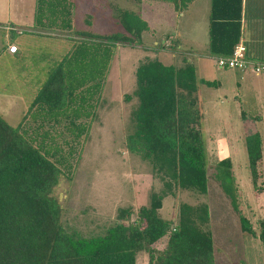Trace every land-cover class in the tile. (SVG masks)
Here are the masks:
<instances>
[{"label": "rangeland", "instance_id": "obj_1", "mask_svg": "<svg viewBox=\"0 0 264 264\" xmlns=\"http://www.w3.org/2000/svg\"><path fill=\"white\" fill-rule=\"evenodd\" d=\"M152 2L37 0V20L44 22H38V25L51 31L49 35L25 32L27 41L23 47L26 58L23 64H16L1 51L7 40L5 32L12 31L5 30V24L15 26L20 23L16 19L8 23L12 16L20 18V15H31L36 0H7L6 9L2 5L0 10V94L15 95L24 89V97L23 94L21 96L24 102H28L34 89L28 80L30 72H38L43 66L51 65L54 58L69 51L70 45L73 58L68 62L67 69L71 75H77L76 79L91 78L94 83L96 75L103 73L106 78L103 93L97 85L92 87H96L91 97V105L94 107L91 108L88 102L78 105V110L73 111V114L81 116L78 122L76 115L72 118L76 125L66 127L63 131L60 129L64 127H51L52 130L62 132L59 136L53 134L57 141H68L63 146L67 152L66 167L61 166L63 174L52 195L62 208L65 227L76 229L85 236L102 234L113 223L119 207L148 206L151 195L159 194L163 189L150 163L130 152L125 144L126 135L134 131L131 112L138 102L135 96L125 99V95H132L135 90V70L144 58H157L165 64L175 65L185 60L195 65L200 58L193 53L196 49L192 46L188 45L189 51H184L188 55L172 53L169 47L177 49L180 45L178 31H184L186 40L191 41L193 28H203L204 13L203 9L197 11L198 2L189 5L183 13L174 10L171 3L160 0ZM119 9L134 11L150 24L152 30L142 35L144 46H121L107 38L91 40L89 35L87 38L76 36L87 32L96 38L124 32L117 20ZM246 19L250 21L249 24H253L259 16L248 10ZM67 24L71 27L64 26ZM23 27L27 28L25 25ZM64 33L71 37H64ZM19 40L17 42L21 43ZM165 44L168 48L154 49L157 45ZM76 45L81 46L73 52ZM216 56L204 57L205 73L199 72L197 75L202 113L201 132L208 174L207 192L194 194L178 191L175 196H166L159 216L175 218L176 207L181 201L191 204L205 202L209 208L208 229L213 238L215 263L264 264V246L256 237L242 232L231 200L215 179L217 162L230 158L238 186L239 209L256 227L260 218L264 217V192H255L252 188L245 137L254 132H259L262 137L263 158L258 163V169L261 173L259 183L264 185V74L219 68ZM91 71L94 72L89 74ZM202 75L203 79L215 81L216 85L206 86L201 83ZM38 76L42 79L44 73H38ZM0 100L4 99L0 97ZM78 101L79 95L75 98V102ZM90 114L88 119L86 115ZM65 122L69 124L71 121ZM89 128V133L82 135L81 132H87ZM53 147L59 148L58 145ZM137 264H147L145 253H139Z\"/></svg>", "mask_w": 264, "mask_h": 264}, {"label": "trees", "instance_id": "obj_2", "mask_svg": "<svg viewBox=\"0 0 264 264\" xmlns=\"http://www.w3.org/2000/svg\"><path fill=\"white\" fill-rule=\"evenodd\" d=\"M160 1L171 3L178 12L193 2ZM37 7L36 0L34 22L39 26L38 22L43 21L37 20ZM242 12L243 0H211V54L232 53L241 37ZM117 20L124 30L122 33L95 38L85 32L76 36L87 38L89 35L91 40L107 38L121 46H144L142 35L151 29L140 14L119 9ZM164 46L157 45L154 49L168 48L167 44ZM169 50L174 53L176 49L169 47ZM72 58L73 53L50 69L26 112L28 115L35 108L45 117L42 120L45 123L39 127L43 131L41 140L36 141L22 125L12 126L0 115V264H137L141 252L147 255V264H216L213 238L208 229L209 208L205 202L181 201L175 218L159 216L164 197L175 196L178 191L207 192L197 74L195 65L185 60L175 65L157 58H144L135 70V90L132 95H125V99L135 96L138 101L131 112L134 131L126 135L125 144L130 152L150 163L154 176L162 182L161 193H153L148 206L119 207L113 223L102 234L85 236L65 227L62 208L52 192L63 174L61 166H65L67 156L63 146L68 141H57L53 134L59 136L62 132L51 127L58 125L64 127L60 129L63 131L76 125L72 120L76 115L78 122L80 115L73 111L78 109L69 108L88 102L93 108L91 97L96 87H92L97 85L101 92L106 82L103 73L96 75V83L79 75L78 82L66 83L65 87V74L70 73L67 64ZM90 80L86 87L85 83ZM200 82L216 85L215 81L206 79ZM78 95L80 101L75 102ZM63 116H70L67 121L71 122L63 124ZM89 116L86 117L89 119ZM89 130L82 131V135H87ZM53 145L59 148L54 149ZM245 145L252 188L262 193L264 185L259 183L258 169L263 158L260 133L246 135ZM215 179L231 200L242 232L256 237L264 246V217L254 227L239 209L238 186L230 158L217 162Z\"/></svg>", "mask_w": 264, "mask_h": 264}, {"label": "crops", "instance_id": "obj_3", "mask_svg": "<svg viewBox=\"0 0 264 264\" xmlns=\"http://www.w3.org/2000/svg\"><path fill=\"white\" fill-rule=\"evenodd\" d=\"M4 1L5 2L0 1V10L2 9V5L6 9L7 0H4ZM197 2L199 5L197 7V11L199 10L202 11L203 9V13H204V17L202 19L203 28H198L197 26L193 28V33H191V37H192L191 41L186 40L184 31H178L177 37L180 38V40H178V43L180 45L175 50V53L185 55L186 53H184V51H189L187 49L188 45L192 46L193 49H196V52H193V53L196 56L198 55V58H200V59H197V62L195 63L196 74L198 75L199 72L205 73V62L203 61V59H205L204 57H208L213 54H211L209 51V21H210V11H211V0H193V2L190 5H195L197 4ZM33 7H34L33 13L35 14V4L33 5ZM248 10L251 14L255 16L257 15L259 16V19L254 20L253 24L252 23L249 24L250 21L248 22L246 19ZM33 13L31 15L29 14L27 17L20 15L21 16L20 18H14L12 16L11 20L8 23H12L13 21H15V19L16 21L20 22V23H16L15 26H12L14 24H5V30H8V27H14V28L21 30L20 33L17 32L16 30H13L11 32H5L4 36L7 40L1 49V51L4 54H6V56L10 58V60L14 61L16 64H23L26 58V50L23 47V43L24 42L26 43L27 41V38L24 37L25 32L30 31V33L32 32L36 34L38 33L39 35H49V32L51 31V30H47L42 27L36 26L34 22ZM5 14H6V11H5ZM1 16H2V13H1ZM0 23H2L1 20H0ZM23 25L27 26V28L23 27ZM150 29L152 30L151 26H150ZM65 35H69V37H71L70 34L64 33L63 36L66 37ZM20 38L21 40H19ZM18 40L21 43H18L17 42ZM239 41H241L246 48L245 55L247 59H250L252 61H264V0H243L241 37ZM9 44L16 45L17 51L15 53L8 52L7 47ZM71 52H72V47L70 45L69 51H67L65 54H63L59 58L57 57L54 58L51 65L49 63V65L43 66L40 69V71L38 70V72H33V71L30 72L28 80H29L30 85H34V89H32L31 91V96H30L31 98H29L28 102H24L22 99L25 93L24 89L20 90L19 92H16L15 95L3 94V93L0 94V97L4 99L3 101L0 100V115L12 126L22 125L23 130L30 137L35 138L36 141L37 139L38 140L42 139L41 135H43L42 134L43 132L40 133L41 129H39V127L45 123V122L43 123L42 121V120H45L44 119L45 117L41 115L42 112H39V110L35 108H33V110L30 111L28 115H26V112L28 110V107L31 104V101L33 100L37 91L39 90L41 84L47 78V75L50 69H52L54 65L60 62L63 63L64 61H66V59L71 56ZM246 71L249 72L250 70H246ZM41 72L44 73V76L42 79L38 76V73H41ZM76 78H77V75H71V73L69 74L66 73L64 86L66 87V83L69 85H72L73 83L78 82L79 79H76ZM200 79H203V75L201 76ZM74 80H77V81L74 82ZM90 82L91 80L88 83H85V86L87 87V85H89ZM84 87L79 88L78 90H81ZM21 94H23V97L21 96ZM76 108L77 107H70L69 110L76 109ZM69 118L71 117L63 116L61 118V120L64 121L63 124H65L66 123L65 120H68Z\"/></svg>", "mask_w": 264, "mask_h": 264}, {"label": "built area", "instance_id": "obj_4", "mask_svg": "<svg viewBox=\"0 0 264 264\" xmlns=\"http://www.w3.org/2000/svg\"><path fill=\"white\" fill-rule=\"evenodd\" d=\"M8 30H16L21 32L20 29L8 27ZM8 52L15 53L17 47L14 44H9L7 47ZM246 48L244 44L239 41L230 55H217L216 64L219 68L237 69L241 71L251 70L253 73L259 75L264 74V61H252L246 58Z\"/></svg>", "mask_w": 264, "mask_h": 264}]
</instances>
